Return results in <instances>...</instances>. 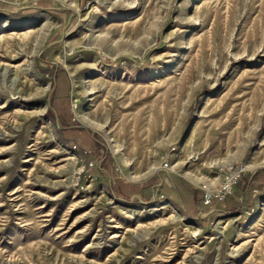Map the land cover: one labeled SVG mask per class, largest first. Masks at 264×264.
<instances>
[{
  "label": "rangeland",
  "instance_id": "1",
  "mask_svg": "<svg viewBox=\"0 0 264 264\" xmlns=\"http://www.w3.org/2000/svg\"><path fill=\"white\" fill-rule=\"evenodd\" d=\"M0 264H264V0H0Z\"/></svg>",
  "mask_w": 264,
  "mask_h": 264
},
{
  "label": "built area",
  "instance_id": "2",
  "mask_svg": "<svg viewBox=\"0 0 264 264\" xmlns=\"http://www.w3.org/2000/svg\"><path fill=\"white\" fill-rule=\"evenodd\" d=\"M222 196H224V193L222 194Z\"/></svg>",
  "mask_w": 264,
  "mask_h": 264
},
{
  "label": "bare ground",
  "instance_id": "3",
  "mask_svg": "<svg viewBox=\"0 0 264 264\" xmlns=\"http://www.w3.org/2000/svg\"><path fill=\"white\" fill-rule=\"evenodd\" d=\"M236 171V170H235ZM206 186V185H205ZM207 187V186H206Z\"/></svg>",
  "mask_w": 264,
  "mask_h": 264
}]
</instances>
